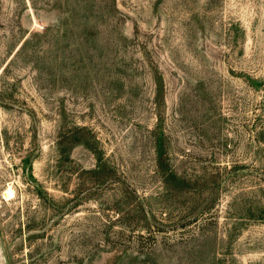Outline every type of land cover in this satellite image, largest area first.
I'll use <instances>...</instances> for the list:
<instances>
[{
  "label": "rangeland",
  "instance_id": "1",
  "mask_svg": "<svg viewBox=\"0 0 264 264\" xmlns=\"http://www.w3.org/2000/svg\"><path fill=\"white\" fill-rule=\"evenodd\" d=\"M0 264H264V0H0Z\"/></svg>",
  "mask_w": 264,
  "mask_h": 264
}]
</instances>
